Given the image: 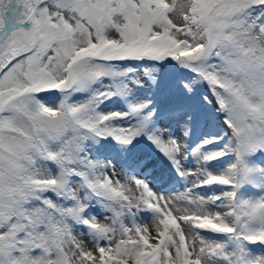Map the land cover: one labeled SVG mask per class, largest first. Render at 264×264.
I'll use <instances>...</instances> for the list:
<instances>
[{
	"label": "snow or ice",
	"instance_id": "snow-or-ice-1",
	"mask_svg": "<svg viewBox=\"0 0 264 264\" xmlns=\"http://www.w3.org/2000/svg\"><path fill=\"white\" fill-rule=\"evenodd\" d=\"M0 264H264V0H0Z\"/></svg>",
	"mask_w": 264,
	"mask_h": 264
}]
</instances>
